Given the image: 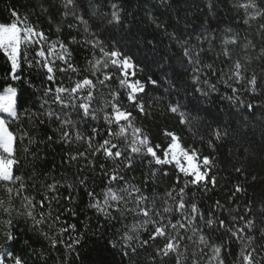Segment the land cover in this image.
Here are the masks:
<instances>
[{"label":"snow or ice","instance_id":"obj_1","mask_svg":"<svg viewBox=\"0 0 264 264\" xmlns=\"http://www.w3.org/2000/svg\"><path fill=\"white\" fill-rule=\"evenodd\" d=\"M160 2L166 8L172 7L169 0ZM202 3L205 16L215 13L217 0H202ZM147 4L148 0H140L139 6L146 9L147 21L178 50L175 57L167 59L191 66L192 83L202 85L194 90L207 97L210 92L220 91L218 86L223 85L226 94L222 98L248 114L242 122L260 112L264 126V0H233L232 7L243 12L242 21L246 26L243 37L232 28L224 30L219 37L214 34L216 30L204 28L196 35L195 42L188 38L192 33H178L174 25L147 9ZM50 7L55 8L60 17L55 28L59 35L55 39L26 19L23 27L19 26L15 10L11 13L12 20L0 22V53L10 64L11 79L31 85V80L21 75L24 66L45 69L50 84L43 89V96L49 99H43L41 108L56 105L44 111L30 112L25 108L21 112L16 87L9 86L0 95V190L5 196L0 199V264H39L41 259L48 264L43 253L37 252L27 241L23 248L15 249L14 228L20 218L31 220V230L39 232L52 249L61 253V264H68L67 255L76 252L77 245L83 247L87 232H78L75 223L65 226L62 218L78 216L81 204L85 212L93 210L104 217L106 227L115 228L114 221L123 224L122 229L116 228L120 239L112 243V247L119 245L122 255L128 256L130 261L143 250L152 264H264V208L257 212L251 198L238 202L241 195L248 193L245 184L249 183L250 171L245 162L232 165L235 173L245 177L244 181L234 184L223 201L216 199L205 208L203 200H197V196L206 195L218 186L214 172L218 166L216 157L184 146L181 137L170 131L165 132L170 142L162 149V155L158 154L161 145L153 144L143 127L136 124L131 108L145 116L149 114L139 94H147V84L154 88L162 86V80L152 74L148 75L147 82L131 79L137 75L135 69L140 65L128 53L91 30H107L109 26L123 28L131 15L128 0H103V3L100 0H58ZM49 21L52 22L51 17ZM65 23L68 29L82 26L86 35L81 46L90 45L94 57L86 61L88 66L83 69L88 75L81 79L68 77L71 86L57 80L55 75L56 72L81 75L70 50V44L80 43L77 40L80 32L66 42L60 38ZM169 27L173 31H169ZM153 41L156 46L162 42L153 36L146 44ZM237 48L243 56L236 54ZM253 49L258 51L252 52ZM209 54L214 57L211 62ZM57 62H60L58 67ZM254 62L256 68L252 67ZM164 82L168 89L177 86L171 78L165 77ZM182 107L178 102L169 103L167 111L179 113L180 123H191V118L181 111ZM22 115L28 121L27 128ZM93 121L102 123L93 124ZM53 124L56 126L51 127ZM204 127L208 139L205 141L201 135V142H206L212 152L225 137L236 133L235 129L230 133L228 126L219 123L215 127L212 124ZM47 128H51V134L45 131ZM54 143L68 146L64 162L77 165L74 180L53 177L48 182L50 174L44 173L45 179L38 181L41 173L36 165L43 159L39 145ZM171 165L178 174L161 195L156 185L171 174L165 168ZM137 167L147 168L139 184L135 182L136 177L127 175ZM27 168L32 171L25 178L23 170ZM259 179L260 176L251 175V181ZM149 181L153 185L150 195L146 193ZM96 186H100L99 192ZM29 187L43 189L38 201L27 194ZM61 189H65L66 194L61 193ZM62 200L66 203L62 204ZM129 217L132 221L124 224ZM42 225H47L50 231L61 225L57 229L59 234L75 235H70L69 242H65L61 235L51 236L43 231ZM61 243L65 245L63 250L57 248ZM33 256L36 259H32Z\"/></svg>","mask_w":264,"mask_h":264},{"label":"trees","instance_id":"obj_2","mask_svg":"<svg viewBox=\"0 0 264 264\" xmlns=\"http://www.w3.org/2000/svg\"><path fill=\"white\" fill-rule=\"evenodd\" d=\"M103 3V0H100ZM51 3H58V0H0V22H9L12 20L11 13L15 10L18 13L17 19L20 21V26L23 27L25 19L27 22L37 26L38 30L45 31L52 39H55L56 24L59 23L60 17L55 8H51ZM172 5L171 8L164 7L160 0H148L147 9L153 11L162 20L167 21L170 25H174L178 33H192L190 40L195 42L196 35H198L204 28L216 30L214 34L218 37L224 34V30L232 28L239 31L241 36L244 35L245 25L242 21L243 12L237 11L232 7L233 0H217V8L213 15L205 16L203 10L202 0H169ZM140 0H128V11L131 15L128 16L127 22L123 28H111L107 30L101 28H92L94 32H98L103 39L111 41L118 48L128 53L134 58L140 67L135 69L137 75L134 79H141L147 82V77L152 74L154 78L162 80V86L154 88L151 84H147V94H139L145 104V110L149 114L145 116L140 113L136 108H131L133 117L138 126H142L146 133L149 135L153 144H160L161 150L158 154L162 155V149L167 147L170 138L165 136L166 131L174 132L181 137V142L186 147H195L199 149L202 155H214L217 160V168L214 170L218 177V186L212 192L206 195H198L197 200H203V206L206 208L211 205L214 200L221 199L228 194V190L238 181L243 182L245 177L235 173L232 169L233 164L238 161H244L245 165L249 167L250 175L248 176L249 183L245 184L248 188L247 195H241L238 202H244L251 198L255 202L256 211L259 212L264 208V126L261 124V113L257 112L255 117H249L247 122H242L244 117L248 114L232 107L229 102L223 99L226 94V89L223 85H219L220 91L210 92L207 97L201 96L200 93L194 89L201 87L200 84H193L191 80L192 73L189 65H182L178 60L173 59L169 61L168 56L175 57L177 55V48L173 46L167 37L162 35L161 31L155 29L145 17V8L139 6ZM155 5L156 7H153ZM200 6L199 8L197 6ZM44 9H49L47 12ZM163 13V15H161ZM49 17L52 18L50 23ZM187 25V27H185ZM64 33L60 36L66 42L71 41V36H77L79 44H70L72 52L73 63L81 69V75L76 76L74 73L62 74L56 72L57 80H62L65 85L71 86L68 77L72 76L73 79H81L88 73L83 69L87 67L86 61L93 59L91 55V46H81L85 33L82 31V26L78 28L68 29L67 24H64ZM169 31H173L169 27ZM71 33V35H69ZM153 36L158 41H162L156 46V41L153 44H146V40H152ZM251 39L252 37L249 36ZM257 40L259 37L256 38ZM204 47H207L205 44ZM217 51H219V43L217 41ZM252 52L258 49L251 50ZM99 55V52L96 53ZM236 54L243 56L240 50L236 49ZM209 62L214 57L209 54ZM219 63V60H217ZM60 62H57V67ZM256 68L254 62L252 65ZM10 64L6 58L0 53V92L4 91L9 86L16 87L18 90V105L22 112L27 108L30 112L44 111L47 107L55 108L56 105H47L44 109L41 108L43 99H49L43 96V89L49 86L50 82L46 80L45 69L32 68L29 69L24 66L21 75L25 80H31V85L22 81H13L9 75ZM189 69V71H185ZM110 71L113 69H109ZM174 73L178 75H174ZM165 77L174 79L176 87L168 89ZM55 87V85H52ZM178 102L184 107L181 111L185 112L188 118H191V123H180L179 113H171L167 111L169 103ZM24 126L28 127V121L22 115ZM102 122L93 121V124ZM124 123V122H122ZM219 123L226 125L230 133L233 129L236 130L235 135L225 137L219 142L217 150L212 152L205 143L201 142V135L204 136L205 141L208 139V132L204 127L206 124H212L213 127ZM53 124L51 127H55ZM48 134H51V128L45 129ZM102 138V137H101ZM39 139V138H38ZM99 139V138H98ZM248 149L245 152V149ZM40 155L42 160L37 162L36 170L41 173L37 178L38 181L45 179L44 173H49L48 182L54 177L57 180L72 181L75 179L74 174L77 172V165L74 163L71 166L64 161L67 159L65 152L68 151L67 145L54 143L45 146L39 145ZM75 151V146H73ZM63 158V159H62ZM101 161H98V163ZM83 161H81V164ZM111 167V164H106ZM237 166H239L237 164ZM171 173L168 177L164 178L158 185L156 191L163 195L165 190L171 187L174 182V175L178 174V170L174 165L165 166ZM25 178L31 173L32 169L27 168L23 170ZM142 173H147L146 167H137L134 172H129V177H136V183L139 184L143 181ZM99 175V173H97ZM251 175H258L261 179L253 182ZM99 185V181L97 182ZM152 182H148L146 188L147 194H152ZM96 191H100V186H96ZM43 192V189L28 188L27 194L35 197L38 201ZM61 193L66 194L65 189H61ZM4 193L0 190V199H4ZM65 204V201H61ZM19 206V201H17ZM70 206V205H69ZM59 207V206H57ZM81 211L76 217L65 216L62 218L64 225L67 223H75L77 231L80 233L87 232L86 243L83 247L77 245V251L67 255L68 264H152L150 257L146 252L141 250L140 254L130 261L129 257L122 255V249L119 245L113 248L112 243L120 239L116 234V228H123V224L113 222L115 228L106 227L104 217L98 216L93 210H83V205H80ZM38 215L40 209L37 207L35 210ZM47 211V209H45ZM132 221L129 217L123 223L127 224ZM87 225V227L85 226ZM61 225L57 226V229ZM32 221L20 218L15 222L14 232L17 237L15 242V249L19 250L25 245V241L31 244V247L36 249L37 252L43 253V257L48 259V264H61V253L56 249H52L48 240L44 239L39 232H33ZM42 230L48 232L51 236L61 235L65 242H69L70 234H59L57 229L49 230L47 225L41 226ZM91 229V231H88ZM144 238H147L145 234ZM162 243V241H158ZM57 248L64 249V244H57ZM49 251L51 257L49 258ZM152 251L148 249V253ZM32 259H36L35 256ZM31 264V262H30ZM39 264H44V259L39 261Z\"/></svg>","mask_w":264,"mask_h":264},{"label":"rangeland","instance_id":"obj_3","mask_svg":"<svg viewBox=\"0 0 264 264\" xmlns=\"http://www.w3.org/2000/svg\"><path fill=\"white\" fill-rule=\"evenodd\" d=\"M19 26H20V25H19ZM129 71L131 72L132 70H129ZM134 78H135V77H131V79H133V80H134ZM3 94H4V91H1V92H0V95H3Z\"/></svg>","mask_w":264,"mask_h":264}]
</instances>
